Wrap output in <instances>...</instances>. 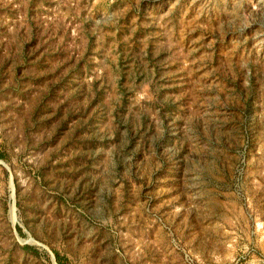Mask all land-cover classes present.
Returning <instances> with one entry per match:
<instances>
[{
  "label": "rangeland",
  "instance_id": "obj_1",
  "mask_svg": "<svg viewBox=\"0 0 264 264\" xmlns=\"http://www.w3.org/2000/svg\"><path fill=\"white\" fill-rule=\"evenodd\" d=\"M0 264H264V0H0Z\"/></svg>",
  "mask_w": 264,
  "mask_h": 264
},
{
  "label": "trees",
  "instance_id": "obj_2",
  "mask_svg": "<svg viewBox=\"0 0 264 264\" xmlns=\"http://www.w3.org/2000/svg\"><path fill=\"white\" fill-rule=\"evenodd\" d=\"M56 259H57V261H59V260H58V256H56Z\"/></svg>",
  "mask_w": 264,
  "mask_h": 264
}]
</instances>
